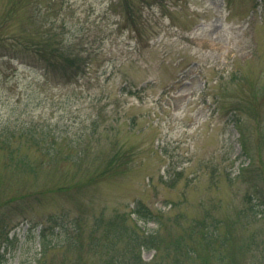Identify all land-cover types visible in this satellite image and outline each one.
<instances>
[{
    "label": "rangeland",
    "instance_id": "1",
    "mask_svg": "<svg viewBox=\"0 0 264 264\" xmlns=\"http://www.w3.org/2000/svg\"><path fill=\"white\" fill-rule=\"evenodd\" d=\"M110 1L55 5L62 10L53 26L89 58L82 73L47 76L34 58L28 66L0 47V137L30 124L46 128V146L59 150L49 158L22 141L33 168L18 172L8 153L18 140L0 147V264H108L102 226L97 247H89L100 216L120 212L133 224L140 200L166 217L180 211L187 220L208 213L227 220L246 193L264 195V0H118L114 9ZM11 2L0 0V17ZM28 88L37 97L24 106ZM115 152L113 169L74 185ZM25 191L36 193L13 199ZM248 217L232 228L227 259L212 264H251V240L259 247L253 258H262L264 215ZM55 222L61 240L78 225V252L40 253ZM141 255L149 260L154 250Z\"/></svg>",
    "mask_w": 264,
    "mask_h": 264
},
{
    "label": "trees",
    "instance_id": "2",
    "mask_svg": "<svg viewBox=\"0 0 264 264\" xmlns=\"http://www.w3.org/2000/svg\"><path fill=\"white\" fill-rule=\"evenodd\" d=\"M120 1L122 2L123 0ZM141 1L150 3V0ZM57 3H59V8H62L63 0H12L8 6L10 7L8 11L5 12L4 16L0 17V40H9L12 45L6 46L1 43L0 47L5 48L13 59L28 66H34L38 62L44 75L48 76V74H51L54 77L69 78L75 73H82L86 63H88L86 59L89 58L83 54L82 50L78 48L74 50L73 46L70 45L69 39L60 35L58 28L53 26L63 9H56L55 5ZM117 5H119L118 0L110 1L111 9H114ZM124 7L126 16L132 19L134 17V15H131L133 14L132 6L124 4ZM139 16H141V13ZM119 17L122 21L123 13L121 11ZM11 24H13V30L10 28ZM59 24L58 27L63 26V23ZM35 97H37L35 89L28 88L25 95L27 101L24 106L27 105L28 100ZM38 130L36 131L32 125L28 124L21 126L17 131L13 130L12 133H7L0 137L1 148L9 147L11 137H13V141L18 140L16 145L13 144V150H8L9 157L13 151V166L18 172L31 171L33 168L29 157L20 149L24 140L34 144L39 149L43 147V152L49 158H54L59 153L55 144L46 146L49 137L45 132L47 129L45 128L44 130L42 127ZM50 137L53 143L57 139L54 136ZM243 147L248 153V146L243 143ZM80 156L81 152H78L75 159L77 160ZM120 157V154L115 152L102 169L96 170L85 181L80 180L74 185L82 186L86 182H92L93 177L105 175L115 167ZM69 159L75 160L74 158ZM259 175L256 174L253 177ZM260 192L262 191L257 190L254 195L252 194L255 197V201H257L256 204L252 202L253 196L246 193L244 195V204L240 207L237 206L234 216L227 220L215 218L208 213L202 217L190 218L188 222L183 212L171 213L166 217L163 209L152 210L138 200L130 211V214L135 213L138 218L134 220L133 224H131V221H127L126 214L120 212H116L107 219L102 217L103 220L100 216L95 226L89 230V236H91L89 247H91V250L97 247L99 236L95 235V231L96 227L98 229L102 226L101 230H103L102 234L104 237L101 238V244L102 246L107 245L108 251H111L107 256L108 260L106 262L108 264H164L167 260L171 261L170 264H212L213 261L223 262L227 259L229 252L232 228L251 222L252 218H249V215H264V195ZM34 193L36 191L30 193L21 192L13 195V199ZM52 219L54 221L55 217H52ZM137 220L141 221V225H138ZM149 222H154L155 227L152 229L147 228L146 224ZM54 225H56V229H54ZM52 226L50 228L51 238L41 241L40 253L45 255L50 250H63L66 258L69 251L75 250L78 252V249L81 248L80 241L75 236L78 225H75L74 229L63 240L58 239L61 225L55 222ZM223 226H225L224 229H222ZM171 227H174L178 232L166 234L164 231ZM43 231L44 228L41 231L42 236ZM249 247L253 250L250 253L247 250L251 257L248 258L249 262L251 264H264V241L263 247L260 249L263 252L262 258H253L252 256L259 248L257 241L251 240L248 242L245 248ZM142 249H153L154 255L152 258L144 260L141 255ZM205 252L213 254L215 258L205 257L203 254ZM41 259L37 258V263ZM64 263L65 260L61 258L58 264Z\"/></svg>",
    "mask_w": 264,
    "mask_h": 264
}]
</instances>
